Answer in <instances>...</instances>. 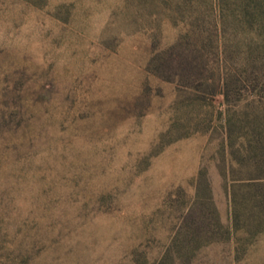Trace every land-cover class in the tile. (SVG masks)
<instances>
[{
	"label": "rangeland",
	"instance_id": "1",
	"mask_svg": "<svg viewBox=\"0 0 264 264\" xmlns=\"http://www.w3.org/2000/svg\"><path fill=\"white\" fill-rule=\"evenodd\" d=\"M183 1L0 0V264H264L243 148L264 142V93L198 101L148 64L185 33ZM216 43L264 86L263 36L226 22Z\"/></svg>",
	"mask_w": 264,
	"mask_h": 264
},
{
	"label": "trees",
	"instance_id": "2",
	"mask_svg": "<svg viewBox=\"0 0 264 264\" xmlns=\"http://www.w3.org/2000/svg\"><path fill=\"white\" fill-rule=\"evenodd\" d=\"M181 13L188 17V27L182 36L150 57L148 64L152 65L154 74L197 91L195 98L198 101L220 92L224 102H231L233 98H238L241 87L244 89L248 87L257 95H263L264 86L259 84L261 77L259 67L253 62L255 57L247 55L246 62L241 67H234L230 73L224 64L228 50L225 44L216 43V36L219 31L224 30L227 22L235 29L254 31L256 35L264 38V0H184ZM228 17L231 18L228 20ZM220 52L223 54L222 71L211 73L208 56L217 58ZM260 136L264 140V131ZM258 140L262 141L259 137L255 142ZM243 148L250 152L252 157H256L253 162L256 169L264 170V142L245 144ZM196 179L199 181V173ZM254 198L257 209L262 211V218L259 220L262 227L264 183L255 184ZM199 211L200 202L195 192L183 217L184 224L186 227L188 225L194 234L200 233L201 222L205 220ZM211 222L213 228L220 227L216 218H212Z\"/></svg>",
	"mask_w": 264,
	"mask_h": 264
}]
</instances>
